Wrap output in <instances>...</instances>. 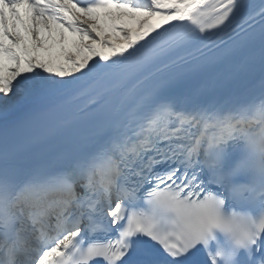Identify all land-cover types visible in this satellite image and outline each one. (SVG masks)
<instances>
[{
    "label": "snow or ice",
    "instance_id": "1",
    "mask_svg": "<svg viewBox=\"0 0 264 264\" xmlns=\"http://www.w3.org/2000/svg\"><path fill=\"white\" fill-rule=\"evenodd\" d=\"M0 264H264V0H0Z\"/></svg>",
    "mask_w": 264,
    "mask_h": 264
}]
</instances>
